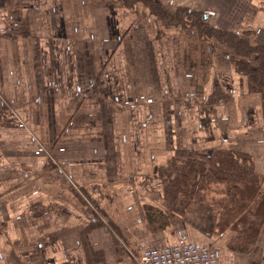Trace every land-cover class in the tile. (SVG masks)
Listing matches in <instances>:
<instances>
[{
    "label": "crops",
    "instance_id": "obj_1",
    "mask_svg": "<svg viewBox=\"0 0 264 264\" xmlns=\"http://www.w3.org/2000/svg\"><path fill=\"white\" fill-rule=\"evenodd\" d=\"M136 2L0 0V264H136L179 235L219 264H264V221L232 249L212 197L175 210L159 175L224 150L249 158L264 193L257 55ZM153 4L264 48V0Z\"/></svg>",
    "mask_w": 264,
    "mask_h": 264
},
{
    "label": "trees",
    "instance_id": "obj_2",
    "mask_svg": "<svg viewBox=\"0 0 264 264\" xmlns=\"http://www.w3.org/2000/svg\"><path fill=\"white\" fill-rule=\"evenodd\" d=\"M151 5L157 7V5ZM165 16L172 17L168 13ZM196 20L201 36L221 37L220 39L228 41L237 48V52H248L252 49L243 37L218 31L203 22L201 13H197ZM213 31L217 35L211 34ZM253 48H256L258 53V65L256 70L246 71V74L249 88L262 95L264 114V48L259 46ZM239 158L234 153L217 150L210 156L207 170H205L204 162L200 160L171 159L159 169V175L168 204L178 211H181L191 198H196L197 193L212 192L211 201L217 206L219 213L218 227L234 229L236 235L230 247L246 251L264 221V193L260 191L259 181L250 166L249 158L245 155ZM197 198H203V196ZM155 214L150 207L146 208V215L150 222L153 221V217H156Z\"/></svg>",
    "mask_w": 264,
    "mask_h": 264
},
{
    "label": "built area",
    "instance_id": "obj_3",
    "mask_svg": "<svg viewBox=\"0 0 264 264\" xmlns=\"http://www.w3.org/2000/svg\"><path fill=\"white\" fill-rule=\"evenodd\" d=\"M134 260L137 264H219L217 254L208 245L183 235L173 244L142 249Z\"/></svg>",
    "mask_w": 264,
    "mask_h": 264
},
{
    "label": "rangeland",
    "instance_id": "obj_4",
    "mask_svg": "<svg viewBox=\"0 0 264 264\" xmlns=\"http://www.w3.org/2000/svg\"><path fill=\"white\" fill-rule=\"evenodd\" d=\"M122 2H126V3H128V4H133L134 2H140V1H142V2H145V3H147V5H148V7H149V9H150V12L153 14V15H155V17L157 18V19H159L160 21H161V23H163L164 25L165 24H176V23H182V25L183 26H195V27H197L198 28V25H196V16H197V12H189V11H178V10H180V9H176L175 11H173V13H168L167 11H165V10H163L162 8H159V7H156V6H153V5H151V4H153V1L154 0H121ZM136 2V3H137ZM149 3H150V6H149ZM133 6V5H132ZM136 6H137V4H135V7L133 8V9H131L132 11H134L135 9H136ZM184 9V8H183ZM166 13H168V14H171V16L172 17H166L165 16V14ZM194 22V23H193ZM218 31H220V30H218ZM211 34H216L217 35V33L216 32H211ZM210 36H214L215 38H218V39H220L221 37H217V36H215V35H210ZM221 41V40H220ZM222 42H224V44H227L228 46H230V47H232L235 51H236V49L237 48H234L228 41H222ZM241 52H243V51H241ZM249 53L250 52H255L256 53V55L258 54L257 53V50H256V48H252V49H250L249 51H248ZM244 53H247V52H244ZM248 53V54H249ZM238 67H240V64L238 65ZM243 71V70H242ZM250 89V88H249ZM251 90V89H250ZM251 91H253V90H251ZM253 92H255V91H253ZM261 97H262V95H261ZM205 196V195H207V196H209L210 198L213 196V194H212V192H209V193H205L204 194V192H199V193H197V197H200V196ZM196 197V198H197ZM193 199H195V198H191L190 199V201L191 200H193ZM190 201H188V202H190ZM188 202L183 206V208L188 204ZM182 208V209H183ZM156 215V218H158V215L157 214H155ZM159 219V218H158ZM158 219L157 220H155V221H152L151 222V226L152 227H156L157 225H161L162 223L160 222V220H159V222L157 223V221H158ZM166 220V218L164 219V221ZM159 223H161V224H159ZM137 264V263H136Z\"/></svg>",
    "mask_w": 264,
    "mask_h": 264
},
{
    "label": "water",
    "instance_id": "obj_5",
    "mask_svg": "<svg viewBox=\"0 0 264 264\" xmlns=\"http://www.w3.org/2000/svg\"><path fill=\"white\" fill-rule=\"evenodd\" d=\"M205 17H206V15H205Z\"/></svg>",
    "mask_w": 264,
    "mask_h": 264
}]
</instances>
